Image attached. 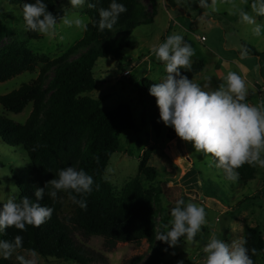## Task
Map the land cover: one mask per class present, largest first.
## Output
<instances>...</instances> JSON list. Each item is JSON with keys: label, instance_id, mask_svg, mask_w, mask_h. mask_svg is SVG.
<instances>
[{"label": "rangeland", "instance_id": "1", "mask_svg": "<svg viewBox=\"0 0 264 264\" xmlns=\"http://www.w3.org/2000/svg\"><path fill=\"white\" fill-rule=\"evenodd\" d=\"M154 1L155 13L152 14L150 0H135L138 8L144 11L143 18H150L151 22L135 24L128 39L129 47L124 48L122 58H99L93 67L96 87L87 94L100 100L104 110L128 103L135 122L134 130L119 134V146L106 166L105 178L116 197H120L132 181L143 189L158 186L160 192L151 202L155 228H158L160 211L170 209L180 199L185 203L203 206L207 222L193 242L181 238V242L174 247L162 246L157 242L150 248L145 240L139 243L118 242L109 246L101 236L84 239L80 233L75 232V239L93 255L92 264H129L137 256L142 257L137 264H146L155 249L161 255L159 264H203L206 255L203 248L212 236L231 244L244 239L246 227L260 225L264 239V167L258 168L254 179L246 182L227 180L210 155L196 153L192 142L180 141L176 134L172 137L169 127L163 126L156 133L147 118L143 126L142 109L137 96V85L142 78L160 83L167 75L164 64L156 60L151 49L172 34H181L194 49L191 63L198 61L201 54L205 56L204 53H211L209 46L216 53H246L243 46L245 43L255 53H264V29L260 35L254 32L257 24L264 25V15L257 11L259 3L250 4L248 0H207L208 6L201 7L196 0ZM55 3L60 11L55 30L47 35L34 32L33 36H29L19 5L11 4L9 0H0V26L5 25L12 30L10 36L0 41V54L10 47L25 44L37 58L33 70L0 82V96L37 79L46 62L65 53H69V59H74L89 47L95 46L90 41L74 48L84 38L85 30L63 22L64 19L81 18L87 24L89 18L84 14V5L73 7L68 0H56ZM242 12L252 17L255 24L243 22L240 15ZM206 62L205 73L213 71L215 75L211 61ZM258 69L263 70L264 76V60ZM125 71L129 72L126 74ZM222 72L224 84L228 73ZM48 77H52V72ZM258 82L263 84V79L259 77ZM214 84L221 85L219 80L214 81ZM216 85L212 84L205 91H214L216 88L212 87ZM261 105H264V90L259 98L254 96V106ZM31 108V104H28L22 112L13 113L0 105V114L22 124ZM261 158H264V153ZM143 161L146 166L158 169L159 175L152 179L142 176L140 171ZM29 171L31 165L23 151L6 147L0 141V187L5 186L0 191V199L6 201L14 195L18 198L15 183ZM17 256H23L33 264H78L43 258L37 252L27 250L15 251L9 258L12 264H20ZM257 264H264V261L259 258Z\"/></svg>", "mask_w": 264, "mask_h": 264}, {"label": "trees", "instance_id": "2", "mask_svg": "<svg viewBox=\"0 0 264 264\" xmlns=\"http://www.w3.org/2000/svg\"><path fill=\"white\" fill-rule=\"evenodd\" d=\"M56 0H44L47 10L56 17L60 11ZM19 5L23 11L25 3L34 0H9ZM127 7V12L120 15L111 30L100 31L98 27L99 9L108 8L111 0H86L84 14L89 18L85 36L75 46L82 43H95L76 58L69 59L65 53L43 65L34 81L23 83L17 89L0 96V105L4 110L20 113L31 104V111L24 123L15 122L0 114V141L6 147L23 151L29 160L31 171L15 183L20 197L35 200L34 192L56 178L59 170L73 167L84 170L94 179L93 191L86 196L87 207L81 209L68 192H58L55 199L48 195L51 186L45 189L44 198L39 201L42 206L53 208L51 218L39 227L26 226V230L9 227L0 234V239L12 241L16 235L23 236L22 247L17 249L35 251L43 258H55L78 264H92L91 252L75 239V232L84 239L101 236L105 244L114 246L118 242L139 243L145 240L149 247L159 242L156 240L160 232L170 226L171 209H162L159 214L158 228H155L154 213L151 202L160 192L159 187L141 188L135 181L125 187L120 197L113 193L112 186L105 178L106 166L111 155L119 146V134L135 129L132 108L128 103H120L111 110H104L101 101L87 93L93 91L96 82L93 67L99 58L112 57L121 59L124 48L129 47V36L137 22L147 24L150 18L144 19L143 9H139L135 0H117ZM250 4L259 0H248ZM95 4L94 8L88 4ZM152 14L155 13V1L150 0ZM12 30L0 26V41L10 36ZM29 36L34 32L28 31ZM247 53L256 54L243 43ZM37 58L26 47L19 44L10 47L0 54V82L33 70ZM204 68L202 61L191 63L190 69H181L189 79ZM52 77L49 78V73ZM157 82L142 78L137 85V96L142 109V125L145 118L152 130L160 132L165 126L159 120V110L155 97L149 94V88ZM247 99L245 100V102ZM175 136L174 130L169 127ZM214 160V158H213ZM215 161V160H214ZM259 164L245 163L239 169L238 180L246 182L254 179ZM222 170V169H221ZM223 171V170H222ZM159 170L148 167L143 161L140 174L150 179L159 175ZM96 185H99L97 190ZM76 195L77 199L82 197ZM263 229L260 225L248 226L244 229L246 247L254 264L258 259L264 261ZM183 238V237H182ZM196 239V237H195ZM255 249L253 254L252 250ZM141 256L135 257L129 264H137ZM161 255L153 250L146 264H159ZM0 264H12L8 259L0 258Z\"/></svg>", "mask_w": 264, "mask_h": 264}, {"label": "clouds", "instance_id": "3", "mask_svg": "<svg viewBox=\"0 0 264 264\" xmlns=\"http://www.w3.org/2000/svg\"><path fill=\"white\" fill-rule=\"evenodd\" d=\"M73 7H80L86 0H68ZM199 6L207 7V0H196ZM214 2V0H213ZM94 8L95 4L89 3ZM256 7L255 5L253 6ZM258 14L264 15V0H259ZM127 7L111 0L108 8L99 9L98 27L100 31L111 30ZM243 22L255 24L247 13H241ZM23 20L27 31L51 34L57 25L53 13L47 10L44 0H34L23 5ZM67 25L74 24L81 30H87V24L81 18L64 19ZM264 25H256L254 32L260 35ZM151 52L157 61L165 66L167 75L160 83L152 84L149 94L155 97L159 110V120L171 127L176 136L183 141L192 142L196 153L210 155L215 166L222 169L227 180L235 182L239 173L237 169L248 164L264 167V105L254 106L245 102L247 96L246 82L236 72H229L225 83L217 90L204 91L193 82L181 69H190L194 49L181 34H172ZM244 55V54H242ZM210 79V77L206 78ZM94 179L84 170L69 166L58 171L56 178L48 181L44 187L34 192L35 200L28 197L11 196L0 199V234L5 229L14 227L21 232L27 225L39 227L51 218L53 208L42 206L45 189L50 185L48 195L55 199L58 192H68L69 198L81 209H86V196L93 191ZM5 186L0 187L3 191ZM97 190L99 185H96ZM75 193L81 196L77 199ZM170 227L160 232L156 240L174 247L183 237L193 242L206 224V211L196 203H185L183 199L176 202L171 209ZM247 241L240 239L231 244L212 236L203 251L206 254L203 264H254L245 246ZM23 236L16 235L12 241L0 239V258L8 259L22 247ZM253 254L255 249L252 250ZM20 264H33L23 256H17ZM182 264V262H178Z\"/></svg>", "mask_w": 264, "mask_h": 264}, {"label": "crops", "instance_id": "4", "mask_svg": "<svg viewBox=\"0 0 264 264\" xmlns=\"http://www.w3.org/2000/svg\"><path fill=\"white\" fill-rule=\"evenodd\" d=\"M212 49L213 48L209 46L211 53H204L205 56L202 54L199 56L198 61L203 62L204 68L201 72L193 77V82L198 83L205 91L208 90L212 84L216 85L214 84V81L219 80L222 85V78L224 76L222 71L225 73L236 72L245 80L246 88L249 89L246 96V103L254 105V96L259 98L264 90L263 70L258 69L261 66V61L264 60V53H216ZM206 61H211V66H214V70L216 72L215 75L213 71H211L209 74L205 73V70L207 69ZM208 77H210V79H206ZM259 77L263 79V84L258 82ZM221 85L219 84L212 88H216L214 90H217ZM175 139L174 143L177 142V138ZM180 141H182V139H180Z\"/></svg>", "mask_w": 264, "mask_h": 264}, {"label": "built area", "instance_id": "5", "mask_svg": "<svg viewBox=\"0 0 264 264\" xmlns=\"http://www.w3.org/2000/svg\"><path fill=\"white\" fill-rule=\"evenodd\" d=\"M129 71H125V73L127 74Z\"/></svg>", "mask_w": 264, "mask_h": 264}]
</instances>
